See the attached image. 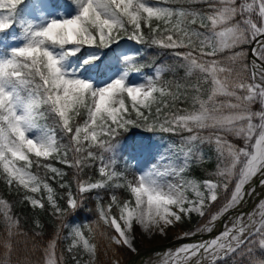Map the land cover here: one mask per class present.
Returning <instances> with one entry per match:
<instances>
[{
    "label": "snow or ice",
    "instance_id": "1",
    "mask_svg": "<svg viewBox=\"0 0 264 264\" xmlns=\"http://www.w3.org/2000/svg\"><path fill=\"white\" fill-rule=\"evenodd\" d=\"M189 2L0 0V181L15 203L33 211L47 205L58 221L45 243L39 219L25 231L13 203L0 197V264H65V252L72 264H97L98 238L113 250L111 264H120L115 248L135 251V226L151 239L195 214V231L180 238L211 233L264 189V0L172 6ZM124 39L169 50L176 64L154 63L152 75L132 84L141 52L115 51ZM177 68L184 77L164 79ZM138 128L180 140L161 151L151 136L129 139ZM213 158L207 178L186 175ZM52 160L75 169V192ZM94 167L98 178H84ZM95 190L109 197L97 200L98 220L69 223ZM62 239L69 243L59 250ZM193 260L264 264V197L215 237L166 250L161 264Z\"/></svg>",
    "mask_w": 264,
    "mask_h": 264
},
{
    "label": "trees",
    "instance_id": "2",
    "mask_svg": "<svg viewBox=\"0 0 264 264\" xmlns=\"http://www.w3.org/2000/svg\"><path fill=\"white\" fill-rule=\"evenodd\" d=\"M173 7H188V8H194V9H201L204 8L205 5L202 3H199L198 1L193 0L189 3L184 4H174ZM146 31V30H145ZM137 45V50L131 54L136 53L137 51L141 52V56L137 59L136 63L138 66L142 67V72L144 71L147 75L153 74V68L151 65L155 64H165V65H174L176 64L175 59L171 56L169 50L156 48V47H149L148 45H138L133 41H129ZM115 50V48H114ZM86 54V50L85 53ZM111 55V53H109ZM184 69L177 68L175 70V74L172 72H166L164 74L165 80H172L184 77L183 75ZM179 107H187V103H179ZM131 135L129 136V139L136 138L139 139L141 137H147V136H155L157 134H165L162 132L157 131L155 134H148L145 133L143 129H131L130 130ZM127 135V134H125ZM170 135V133H169ZM175 137V136H172ZM121 142H123V137H121ZM204 151L207 152V155L211 157L212 153L208 146H205ZM53 164V166L58 167L62 169L66 175L64 176V181L71 182L72 184V190L75 192L76 190V184L74 181V175H75V169L69 168L63 164L57 163L55 160L49 161ZM120 170H123V164L120 163ZM86 176L84 178L92 177L93 179L98 178V174L96 173L95 167L92 169H86ZM214 171L213 169V162L212 159L206 160L204 163H194L192 167L187 171L186 175L191 178L196 179H204L208 177V173ZM41 174L43 175V170H41ZM52 185V187L56 190L57 193H62L64 190L59 188V184L55 181H49ZM116 191L122 198H127L128 194L123 189L120 190H114ZM0 197H3L7 199L9 202L13 203V212L20 217L21 224L25 231H28L31 233L33 230V221L35 219H39V221L44 225L43 231H42V238L43 242H47L48 240L52 239L57 231L58 227V221L55 219L54 216L50 214V211L47 209V205L45 210L36 209L35 211L32 210L30 206H22L18 203H15L18 200L17 195L15 192L9 193L7 186L3 183V181H0ZM98 198H102L103 202L106 204L109 200L108 194L106 190H95L92 193L88 194L86 199L83 202L82 207L79 211H77L75 214L70 215L68 218H76L79 225H84L86 223H92L94 221L98 220V214L96 211L97 206V200ZM46 203V201H45ZM62 203V202H61ZM115 211V210H114ZM3 227L0 225V232H2ZM112 231V230H108ZM63 234L67 232V229L62 230ZM98 251H97V264H111L113 259V250L111 248L107 247V241L103 238H98ZM63 245V241L61 240L59 243V250H61ZM115 251L117 253L116 258H126L129 256V250L126 247H116ZM107 253V254H106ZM15 259V257H14ZM218 264H223V261L218 262Z\"/></svg>",
    "mask_w": 264,
    "mask_h": 264
},
{
    "label": "rangeland",
    "instance_id": "3",
    "mask_svg": "<svg viewBox=\"0 0 264 264\" xmlns=\"http://www.w3.org/2000/svg\"><path fill=\"white\" fill-rule=\"evenodd\" d=\"M193 1V0H192ZM195 1H198V0H195ZM14 32H18V29L14 28L13 29ZM15 43V42H14ZM137 50V45H135L134 43L132 42H129L127 39H124L118 47L115 48V51H124L126 53H133ZM87 52V50H86ZM122 66V65H121ZM108 75H112V73L110 72ZM183 75H185V72L183 71ZM144 76H147V74L143 71L141 73H133L131 74L130 76V83L132 84H139L141 82H143V77ZM194 79V77H193ZM103 82V78H97V83H102ZM254 107V110H258L260 105L259 104H256L253 106ZM172 136H175V137H172ZM154 141H156L157 143L161 144L162 145V148H161V151H163L164 148L167 147V144L168 143H179V140H180V137L177 136V135H172L169 133H165V134H157L153 137H151ZM211 150V153L213 156V152H212V149L210 148ZM207 154V152H205ZM212 162H213V169H215V159L213 158L212 159ZM123 164V162H120ZM130 165L132 168H135V165H136V162H130ZM141 170H147V166L145 165L144 162H141ZM131 172H129V179H131ZM220 205L218 204L216 206V208H214V210H218V207ZM201 220V217L193 214L191 220H185L182 224L180 225H177L176 227H169L166 232L167 234L166 235H161L159 233L155 234L151 239L147 238L146 236H143L141 234V229L139 226H135V234H136V237L137 239L134 241V248H135V251H131L129 250V256L126 257V258H122L120 256L119 261H120V264H127V262L130 260V256L132 254H135L136 251L140 250L141 248L143 247H151V245H156V244H162V243H168V242H172V240H175L179 237L182 236L183 232H186V231H195V228L198 224V222ZM68 221L69 223L73 224V225H79L77 219L75 218H68ZM67 233H68V230L65 234H63V236H67ZM63 245H62V248L61 250L65 249L66 246H67V243H69V241H65L63 240ZM65 264H72V261H71V258L70 256L65 252ZM229 264H231V261H229Z\"/></svg>",
    "mask_w": 264,
    "mask_h": 264
},
{
    "label": "bare ground",
    "instance_id": "4",
    "mask_svg": "<svg viewBox=\"0 0 264 264\" xmlns=\"http://www.w3.org/2000/svg\"><path fill=\"white\" fill-rule=\"evenodd\" d=\"M262 197H264V189L257 188L256 194L253 197L249 198L247 203L242 208L234 210L230 212L229 214L225 215L223 217L222 222L218 220L215 224L213 232L202 234V235L197 234L190 238H185L183 241L179 237L175 240H172L173 241L172 243L174 244H171L172 245L171 247L162 248V250H159V251L145 252L146 249L151 248V247H143L140 250L136 251L135 257L132 260L131 264H161L162 254L165 253L166 250L175 251V249L179 247L181 244L191 243V242H195L199 240L211 239L215 237L219 232L223 231L225 224L229 222V219L231 217L238 215L240 211H243V212L252 211V209L256 206V202ZM156 245H162V244H156ZM151 246H155V245H151ZM192 264H195L194 260Z\"/></svg>",
    "mask_w": 264,
    "mask_h": 264
},
{
    "label": "water",
    "instance_id": "5",
    "mask_svg": "<svg viewBox=\"0 0 264 264\" xmlns=\"http://www.w3.org/2000/svg\"><path fill=\"white\" fill-rule=\"evenodd\" d=\"M220 221L222 222L223 221V217L220 219ZM184 239H182L183 241ZM181 241V242H182ZM173 242V241H172ZM172 242H168V243H163L162 245H155V246H151V248H148L145 250V252H151V251H159V250H162V248H168V247H171L172 245L171 244H174ZM135 255H132L131 256V259L130 261L127 262V264H131L132 263V260L134 259Z\"/></svg>",
    "mask_w": 264,
    "mask_h": 264
}]
</instances>
